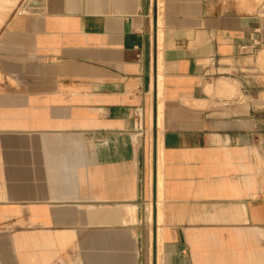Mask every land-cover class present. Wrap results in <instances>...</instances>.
<instances>
[{
    "label": "crops",
    "instance_id": "obj_1",
    "mask_svg": "<svg viewBox=\"0 0 264 264\" xmlns=\"http://www.w3.org/2000/svg\"><path fill=\"white\" fill-rule=\"evenodd\" d=\"M21 1L0 264H264V0Z\"/></svg>",
    "mask_w": 264,
    "mask_h": 264
},
{
    "label": "rangeland",
    "instance_id": "obj_2",
    "mask_svg": "<svg viewBox=\"0 0 264 264\" xmlns=\"http://www.w3.org/2000/svg\"><path fill=\"white\" fill-rule=\"evenodd\" d=\"M3 0H0V30L5 26V24L9 21V19L16 13L22 10V7L20 5L23 1L21 0H10V5H7V1L5 4L3 3ZM259 112V111H258ZM160 125V124H159ZM159 197H161V194L159 193ZM148 211H153L152 202L148 203ZM149 227L151 231V236L153 235V228H154V214L152 213L149 217ZM160 228V224H159Z\"/></svg>",
    "mask_w": 264,
    "mask_h": 264
},
{
    "label": "bare ground",
    "instance_id": "obj_3",
    "mask_svg": "<svg viewBox=\"0 0 264 264\" xmlns=\"http://www.w3.org/2000/svg\"><path fill=\"white\" fill-rule=\"evenodd\" d=\"M162 30V29H161ZM160 30V31H161ZM161 34V33H160ZM160 36H162V35H160ZM159 36V37H160ZM161 59V58H160ZM161 78V77H160ZM161 93V92H160ZM161 108H162V104H161V102H160V106H159V109L161 110ZM158 189H157V196H158V199H156V206L158 207V211H159V216H160V211H161V200H162V198L161 197H159V193L161 194V179H160V183H159V185H158V187H157ZM151 202H152V204H153V197L151 198Z\"/></svg>",
    "mask_w": 264,
    "mask_h": 264
}]
</instances>
